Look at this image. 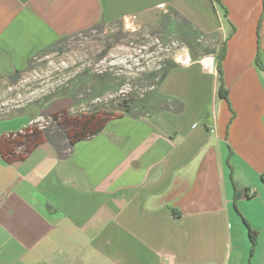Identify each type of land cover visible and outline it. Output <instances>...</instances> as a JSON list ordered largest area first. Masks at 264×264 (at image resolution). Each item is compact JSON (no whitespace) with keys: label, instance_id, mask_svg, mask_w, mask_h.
<instances>
[{"label":"crops","instance_id":"1","mask_svg":"<svg viewBox=\"0 0 264 264\" xmlns=\"http://www.w3.org/2000/svg\"><path fill=\"white\" fill-rule=\"evenodd\" d=\"M129 16L195 62L98 134L72 144L52 125L24 159L0 151V264H264L263 0H0V105L34 58ZM31 105L5 107L0 141L32 127Z\"/></svg>","mask_w":264,"mask_h":264},{"label":"rangeland","instance_id":"2","mask_svg":"<svg viewBox=\"0 0 264 264\" xmlns=\"http://www.w3.org/2000/svg\"><path fill=\"white\" fill-rule=\"evenodd\" d=\"M138 24L137 31L124 27L91 30L34 58L30 71L24 74L28 85H19L9 94L18 100L19 107L23 105V110L33 103L40 104L39 122L21 136L24 138L31 129L43 131L40 123L45 128H62L60 123L66 119L117 116L128 110L135 97L145 94L160 79L164 68L177 62L187 45L177 39L164 40L141 22ZM5 107L17 105H6L0 113ZM24 150L18 148L16 153Z\"/></svg>","mask_w":264,"mask_h":264},{"label":"trees","instance_id":"3","mask_svg":"<svg viewBox=\"0 0 264 264\" xmlns=\"http://www.w3.org/2000/svg\"><path fill=\"white\" fill-rule=\"evenodd\" d=\"M225 55H226V49L224 48L220 59H218V73H219L218 76L220 75V73H222L221 62H222V59L225 57ZM256 62L259 67H263L259 56ZM220 96L224 99L228 98L226 89L220 90ZM120 115H122V113L114 117H105L104 119L102 118V116L100 117L98 115L97 116L96 115L84 116V119L82 118L81 119H66L67 121L61 122L60 126L66 131L70 139V142L74 144L80 140L89 138L103 131L106 124L111 119L118 117ZM21 133H18L16 135L12 134L9 136H5L0 141V151H1L2 157L7 162L13 163L15 161L24 159L32 150H34L38 145H40L44 141V137H43L41 130L31 129L28 131V134L24 138L23 136H21ZM14 136H17L18 138H14ZM10 138H13V140ZM21 147L22 148L24 147L25 150L21 153H16V150H18V148H21ZM262 179L264 180V174L262 175ZM245 196L250 197L247 194V192L245 193ZM236 198H237V195H236ZM249 237L252 242L251 255H253L255 248L257 246L258 232L254 230L253 228H251L250 226H249Z\"/></svg>","mask_w":264,"mask_h":264},{"label":"built area","instance_id":"4","mask_svg":"<svg viewBox=\"0 0 264 264\" xmlns=\"http://www.w3.org/2000/svg\"><path fill=\"white\" fill-rule=\"evenodd\" d=\"M160 8H164L165 5L161 4L159 6ZM124 28L128 31H137L139 29V24H138V20L134 17V16H129L126 17L124 19ZM195 61L193 59V57L191 56V53L189 52L188 49H186L183 52H180L177 56V63H179L182 66H189L191 64H193ZM202 69L209 73L212 74L214 76H218V60L217 57L214 55H205L203 57H201L198 61H197ZM26 78H22L20 81V85L26 87L28 85V80H27V84H26ZM13 89L10 88V91H12ZM17 101V102H15ZM12 103H8V104H4L3 106L0 105V109L3 108L6 105H9ZM18 105V100H14V103ZM34 122L38 123V119H36ZM33 122V123H34ZM47 124V123H46ZM39 126H41V129L45 128V125H42L41 123L39 124ZM21 149V148H20ZM247 194L249 196H254L256 194V191L254 189H249L247 190Z\"/></svg>","mask_w":264,"mask_h":264}]
</instances>
